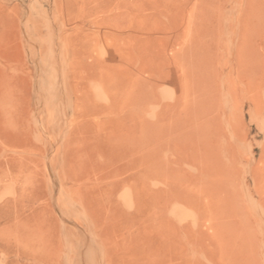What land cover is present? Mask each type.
<instances>
[{
    "label": "rangeland",
    "instance_id": "1",
    "mask_svg": "<svg viewBox=\"0 0 264 264\" xmlns=\"http://www.w3.org/2000/svg\"><path fill=\"white\" fill-rule=\"evenodd\" d=\"M0 264H264V0H0Z\"/></svg>",
    "mask_w": 264,
    "mask_h": 264
},
{
    "label": "bare ground",
    "instance_id": "2",
    "mask_svg": "<svg viewBox=\"0 0 264 264\" xmlns=\"http://www.w3.org/2000/svg\"><path fill=\"white\" fill-rule=\"evenodd\" d=\"M221 175H222V174L220 173V175H218V177H221ZM224 177H226V176H224ZM224 177L222 178V180H220L221 178H219L220 182H222L223 180H225ZM255 177H256V176H255ZM219 180H218V181H219ZM254 182H255V181H254Z\"/></svg>",
    "mask_w": 264,
    "mask_h": 264
}]
</instances>
